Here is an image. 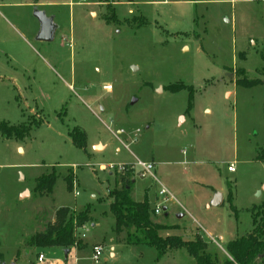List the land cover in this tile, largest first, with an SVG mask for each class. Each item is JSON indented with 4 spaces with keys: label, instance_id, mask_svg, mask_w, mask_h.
Listing matches in <instances>:
<instances>
[{
    "label": "rangeland",
    "instance_id": "374dc122",
    "mask_svg": "<svg viewBox=\"0 0 264 264\" xmlns=\"http://www.w3.org/2000/svg\"><path fill=\"white\" fill-rule=\"evenodd\" d=\"M33 1L0 7L8 19L0 17V264H35L41 253L54 263L55 247L34 248L30 240L62 208L88 212L86 229L100 224L87 239L76 227L69 250L77 264H95L92 244L99 242L106 247L99 264H195L186 250L158 260L147 245L119 247L110 257L108 199L122 185L103 167L134 161L131 151L156 162L158 178L176 193L169 220L157 219L182 226H166L173 235L201 237L224 264V251L203 230L222 245L246 236L251 209L264 203V163L257 161L264 151V0H46L54 4L41 9L56 12L63 29L52 42L34 40ZM246 79L256 85H238ZM23 125L30 127L24 139L3 133ZM75 128L86 133L85 150L72 142ZM97 143L107 148L95 150ZM51 175L53 192H39L38 181ZM150 182L137 178L132 199L144 201ZM213 189L223 195L219 207H207Z\"/></svg>",
    "mask_w": 264,
    "mask_h": 264
},
{
    "label": "trees",
    "instance_id": "16d2710c",
    "mask_svg": "<svg viewBox=\"0 0 264 264\" xmlns=\"http://www.w3.org/2000/svg\"><path fill=\"white\" fill-rule=\"evenodd\" d=\"M262 57L264 59V46ZM244 80H238V85H256L252 84V81ZM29 130V126L23 125L19 128H7L3 133L8 137L24 139ZM71 138L77 148L85 150L87 136L84 131L75 128L71 132ZM257 161L264 163V151L257 156ZM56 181L53 175L43 177L38 181L37 190L42 193H52ZM120 183L121 188L112 191L109 196L112 199L110 210L116 221L114 230L117 243L154 247L157 250L158 260L163 259L170 251L186 250L195 264H218L216 258L207 252L208 246L201 237L193 241H184L180 236H161L160 232L169 228L152 221L153 208L148 198L145 197L142 202L134 201L131 197L132 181L121 178ZM66 184L67 189L71 190L72 181L68 180ZM232 196L233 193L230 192V201ZM255 209L256 207L250 211L253 219L252 232L227 244L226 250L231 259L226 260L224 264H264V203L258 207L260 212L255 213ZM88 221V212L71 214L67 208H62L56 213L55 223L49 225L44 233L36 234L30 240V246L34 248L59 247L69 250L77 244L76 227H83Z\"/></svg>",
    "mask_w": 264,
    "mask_h": 264
},
{
    "label": "crops",
    "instance_id": "0c3cea01",
    "mask_svg": "<svg viewBox=\"0 0 264 264\" xmlns=\"http://www.w3.org/2000/svg\"><path fill=\"white\" fill-rule=\"evenodd\" d=\"M191 2H195V0H190ZM86 2H87V4H90V3H88V1L86 0ZM85 2V3H86ZM32 6H33V17L36 19V21L38 22V29H37V31L34 33V40L36 41V37L38 36V34H39V32H40V28H41V25H40V22L38 21V19L35 17V12L36 11H41V12H43V13H45L46 14V16L48 17V18H52L53 20H54V23H55V25H56V27H57V29H56V32H55V36H54V40H56V37H57V35L59 34V35H61V34H63V29H62V26H61V21H60V19H59V15H57L56 14V12H51V13H47V11L45 10V9H41V8H47V7H51V6H49V4L51 5V4H54V3H48L46 0H44V1H39V0H34L32 3ZM70 4V6H72L71 4L72 3H69ZM8 5V3L6 4V3H3V6H7ZM2 6V7H3ZM132 11H130V13H131ZM0 17H3V18H5L6 20H8L6 17H5V15L2 13V12H0ZM0 20H1V18H0ZM227 22H230L229 20H227ZM72 34V33H71ZM70 36H72L73 37V35H70ZM71 37V38H72ZM64 38V37H63ZM41 45H44V43H42ZM30 47L32 48V49H34V51L36 50V48L33 46V45H30ZM61 64V63H60ZM62 65V64H61ZM67 71V70H66ZM72 76L74 75V68L72 67L71 68V73H70ZM180 118H181V116H180ZM180 118H179V120H180ZM185 119H186V117H184ZM124 144H126V146L128 147V145H127V143H125V142H123ZM98 146H101V147H103V150H105V148H107L106 147V145H103L102 143H97V144H95L94 145V148H96V147H98ZM102 150V151H103ZM131 153H132V155L133 156H135V160L136 159H140L138 156H136L135 155V153L134 152H132L131 151ZM134 160V161H135ZM141 160V159H140ZM134 161H129V162H122V163H132V162H134ZM152 162H154V161H152ZM154 163H156V162H154ZM157 164V163H156ZM231 164V163H230ZM159 167H158V164H157V175H158V171H159ZM236 173V172H235ZM161 181V180H160ZM162 182V181H161ZM133 187H132V191H131V196H132V194H133V190H134V186H135V183H136V180H134L133 182ZM163 183V182H162ZM164 184V183H163ZM120 185H121V183H120ZM165 185V184H164ZM166 186V185H165ZM167 187V186H166ZM168 188V187H167ZM169 189V188H168ZM144 190L146 191V194H145V197H147L148 198V200H149V197L151 198V202L150 203H152V198H157V185L154 183V182H150V183H147L146 185H145V188H144ZM174 195L176 194L175 192H174V190H172L171 188L169 189ZM218 192L215 190V189H213V192H212V195L210 194V196L208 197V204H207V207H210L211 206V204L209 203L212 199H214L215 198V195L217 194ZM223 196V195H222ZM93 197H95V196H93ZM176 197V196H175ZM109 201H111L112 202V199L110 198V199H108ZM134 200V199H133ZM135 201V200H134ZM111 202H110V204H111ZM137 202V201H136ZM140 202H142V201H140ZM224 202V198H223V201H222V203ZM221 203V204H222ZM221 206V205H220ZM154 207V206H153ZM167 210H168V208H167ZM180 215H183V217L182 218H184L185 217V215L184 214H180ZM165 216L166 217H168V220H169V218H170V214L169 213H165ZM113 218H114V216H113ZM153 219H152V221L154 222V223H157V224H160V225H163V226H176V225H178V226H180L178 223H175V224H169V223H167V221L168 220H166V219H157V217H155V216H153L152 217ZM114 221H115V218H114ZM115 224H116V221H115ZM115 224H114V229H115ZM100 226V224L98 223V221H96L95 223H92L91 224V226H90V229L91 228H95V227H99ZM180 227H182V226H180ZM86 228V227H85ZM90 229H86V230H84V233H85V235H86V237L84 238V239H87V234L89 233V231H90ZM198 229H202V228H199L198 227ZM175 230V228L174 229H167V230H163V231H161L160 232V234H161V236H163V237H167V236H180V237H182L183 238V236H181V234H172V232ZM203 230V229H202ZM252 230H253V228H252ZM114 232H115V230H114ZM203 232H204V234H207L211 239H212V241L214 240L217 244V247H219L222 251H224V253H225V255H226V260H228V259H231L230 258V255L228 254V252H227V250L225 249V245L227 246V244L229 243V242H231V241H233V240H235V239H237V238H240L239 236H234L233 237V239L232 240H230V241H228L226 244H224V245H222L221 243H219V241H218V238H217V240H215V237H216V235L215 234H213V233H211L210 231H208L207 229H205V230H203ZM164 233V234H163ZM183 240L184 241H190V240H188V239H186V238H183ZM96 244H102L101 242H99V243H96ZM96 244H92V247L94 246V245H96ZM131 246H134V245H127V244H124V243H117V241H116V234H115V236H114V239H113V241H112V243H110V249H111V253H110V257L111 258H113V257H115V253H114V251H115V249H117V248H123V247H131ZM140 246H142V245H140ZM55 251H54V255H52V261L54 262V263H47V260H48V258H47V256H46V260L43 262V263H39L38 262V260H36L35 261V264H65V262H66V264H77V262L78 261H75V255H74V252L73 251H71L70 250V253L68 254V255H66L65 254V249H59L58 247H55V249H54ZM178 253L179 252H182V250H176ZM59 253H61V255L59 254ZM182 255H184L183 253H181ZM209 254H211L210 253V251H209ZM168 255H170V253H168L167 254V256H165V257H168ZM212 255V254H211ZM70 256H72L71 257V262H69V258H70ZM174 258V257H173ZM38 259V258H37ZM225 260V261H226ZM16 264H31V262H29V261H26V260H23V262H20L19 263V261L18 262H15Z\"/></svg>",
    "mask_w": 264,
    "mask_h": 264
},
{
    "label": "built area",
    "instance_id": "2783aa9c",
    "mask_svg": "<svg viewBox=\"0 0 264 264\" xmlns=\"http://www.w3.org/2000/svg\"><path fill=\"white\" fill-rule=\"evenodd\" d=\"M82 2H86V0H82ZM3 3L4 0H0V7L3 6ZM105 89L109 90L110 87ZM103 169L109 171L112 175H119L121 178H125L126 180L132 182L137 178H149L152 182H154L157 185L156 204L153 207V216L155 217L165 214L169 202L176 201L175 195L158 178L157 164L154 162L136 159L132 163L108 164L103 167ZM227 170L230 173H235L236 164H229ZM76 195H79V193L77 192ZM79 230H86V228L83 226L82 228H79ZM79 237L80 239H84L86 235L85 233H81V236L79 235ZM105 254L106 247L102 244H96L92 247L90 260L95 264H99L104 259ZM37 260L39 263H43L46 260L45 254L41 253Z\"/></svg>",
    "mask_w": 264,
    "mask_h": 264
},
{
    "label": "water",
    "instance_id": "95a60500",
    "mask_svg": "<svg viewBox=\"0 0 264 264\" xmlns=\"http://www.w3.org/2000/svg\"><path fill=\"white\" fill-rule=\"evenodd\" d=\"M35 17L38 19L41 25L40 32L36 40L41 42H52L54 40L55 32L57 29L54 20L52 18H48L46 14L41 11H36ZM95 150H103V147L98 146L95 148ZM222 201H223V196L220 193H217L215 195L214 200L211 203V206L219 207ZM182 217L183 215L178 216V218H182ZM69 253L70 250L65 251L66 255H68ZM12 264H16V263H12Z\"/></svg>",
    "mask_w": 264,
    "mask_h": 264
}]
</instances>
